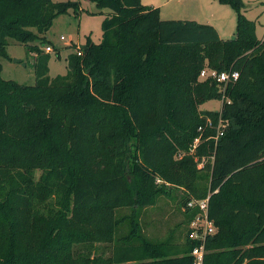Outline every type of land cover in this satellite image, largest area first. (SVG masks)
Here are the masks:
<instances>
[{
	"label": "trees",
	"instance_id": "obj_1",
	"mask_svg": "<svg viewBox=\"0 0 264 264\" xmlns=\"http://www.w3.org/2000/svg\"><path fill=\"white\" fill-rule=\"evenodd\" d=\"M90 1L111 11L102 41L88 38L67 58L68 73L51 78L50 56L36 43L80 4L37 0L21 9L0 0V55L10 40L25 45L37 75L34 85L5 80L0 64V264H195L200 242L190 229L180 244L154 243L136 217L126 235L116 217L175 188L188 226L202 214L195 203L210 197L217 232L204 264H264L257 21L242 12L243 0H218L238 14L235 39L223 40L212 25L163 20L143 0ZM9 8L18 11L3 17ZM205 69L240 76L221 92L216 80L200 79ZM215 99L221 111L200 110Z\"/></svg>",
	"mask_w": 264,
	"mask_h": 264
},
{
	"label": "rangeland",
	"instance_id": "obj_2",
	"mask_svg": "<svg viewBox=\"0 0 264 264\" xmlns=\"http://www.w3.org/2000/svg\"><path fill=\"white\" fill-rule=\"evenodd\" d=\"M21 9H33L37 0H17ZM54 2H77L80 11L75 14L60 15L53 23L52 28L45 34L47 43L38 44L45 53L50 56L48 67L49 76L54 78L58 75L68 73L69 55L76 52V47L84 45L88 38L94 42L103 39L102 25L106 15L111 13L109 9H101L90 0H53ZM148 2L149 0H143ZM165 1V0H162ZM33 5H30V4ZM245 8L243 13L250 20H257L256 34L258 38L264 36V0H243ZM31 6V8H29ZM172 11V20H197L202 24L216 26L223 40H231L236 37L237 11L229 5H223L218 0H171L167 6ZM17 9H5L3 17H10ZM174 11V12H173ZM165 18V17H164ZM64 38V40L62 39ZM52 47V52L46 48ZM35 55L30 53L25 45L10 40L5 54L0 55L1 76L5 80L17 82L22 85H34L37 80L35 69ZM201 79V78H200ZM202 80V79H201ZM222 100H211L201 105L202 111H221ZM193 144L191 154L200 146L201 139L198 138ZM202 165H200L201 167ZM41 171L36 172L39 178ZM206 177V173L201 172ZM182 190L175 188L172 195L158 196L154 204L146 208H122L116 213L117 220L121 221V232L126 235L131 230V219L137 218L143 234L154 243L170 240L172 243L180 244L184 241L188 229L186 217L181 207ZM99 250H106V255L111 254L110 245L100 244Z\"/></svg>",
	"mask_w": 264,
	"mask_h": 264
},
{
	"label": "built area",
	"instance_id": "obj_3",
	"mask_svg": "<svg viewBox=\"0 0 264 264\" xmlns=\"http://www.w3.org/2000/svg\"><path fill=\"white\" fill-rule=\"evenodd\" d=\"M64 40V38H62ZM47 52H52V47L48 46L46 48ZM81 54V53H79ZM239 73L236 71H229V72H223V73H217L214 70L205 69L201 73V79L207 80V79H214L218 82L219 87L221 88V92L225 91V88L227 84L229 83H235L239 79ZM208 125L210 127H213L212 121L209 120ZM223 123L218 124V136L222 133V126ZM200 131H202V128H200ZM215 137L216 139L218 138ZM199 140V139H197ZM209 201L210 197L207 199L198 201L195 203L196 206H199L202 210V214L197 216V218L191 223L190 225V233L189 238L194 241L200 242V246L195 247L192 256L194 257L195 264H204V257H205V242L207 241L208 237L214 235L217 232V229L213 222L209 220L208 218V207H209Z\"/></svg>",
	"mask_w": 264,
	"mask_h": 264
},
{
	"label": "crops",
	"instance_id": "obj_4",
	"mask_svg": "<svg viewBox=\"0 0 264 264\" xmlns=\"http://www.w3.org/2000/svg\"><path fill=\"white\" fill-rule=\"evenodd\" d=\"M170 1L171 0H165V1H162V0H149L148 2H144L143 1V3L145 5L150 6V7H153V8H159L160 9V13H161V18L163 20H172V19H176V18H172L170 16H164L163 15V13H165L167 15L170 14V13H172V11L167 8V6L169 5V2ZM195 21H197V20H195ZM197 22H199V21H197ZM199 23H201V22H199ZM214 27L217 29L216 26H214ZM218 32H219V30H218ZM219 35H220V32H219ZM220 37H221V35H220ZM263 38H264V36L262 38H260V39H263Z\"/></svg>",
	"mask_w": 264,
	"mask_h": 264
},
{
	"label": "water",
	"instance_id": "obj_5",
	"mask_svg": "<svg viewBox=\"0 0 264 264\" xmlns=\"http://www.w3.org/2000/svg\"><path fill=\"white\" fill-rule=\"evenodd\" d=\"M233 39H235V37H233Z\"/></svg>",
	"mask_w": 264,
	"mask_h": 264
}]
</instances>
